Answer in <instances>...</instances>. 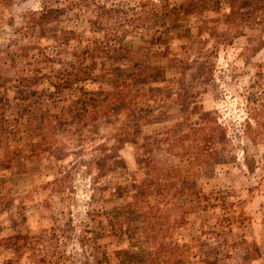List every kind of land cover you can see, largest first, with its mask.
I'll list each match as a JSON object with an SVG mask.
<instances>
[{
    "label": "rangeland",
    "instance_id": "374dc122",
    "mask_svg": "<svg viewBox=\"0 0 264 264\" xmlns=\"http://www.w3.org/2000/svg\"><path fill=\"white\" fill-rule=\"evenodd\" d=\"M120 95L132 132L220 150L158 162L179 175L156 197L170 218L158 239L125 214L148 175L125 113L98 117ZM206 111L222 150L187 127ZM0 264H264V0H0Z\"/></svg>",
    "mask_w": 264,
    "mask_h": 264
},
{
    "label": "trees",
    "instance_id": "16d2710c",
    "mask_svg": "<svg viewBox=\"0 0 264 264\" xmlns=\"http://www.w3.org/2000/svg\"><path fill=\"white\" fill-rule=\"evenodd\" d=\"M112 9V8H111ZM110 9H101L99 8L97 10V16L99 18H102L104 16H109ZM112 17V16H111ZM110 17V18H111ZM156 20V19H155ZM156 22H159V20H156ZM122 24V21H118L116 23V26L109 29V32L111 36L114 35V39L117 45L115 52L117 51L120 55H122V58H128V56L132 49L129 47H126L122 44L118 43V38L121 34L127 32V29H123L120 27ZM133 27H131L132 29ZM156 30H158V27H155ZM137 30L136 28L134 31ZM155 30H152V32L149 34L150 39H154V36L156 33ZM91 62H87V67L84 68V72L82 75H90L92 72V66L90 65ZM98 76V75H96ZM95 77V75H93ZM77 81V78L75 79V82ZM135 103V102H134ZM99 107V114L103 120H105L106 123L114 121L116 118V115L120 117V111L124 112L123 118L120 120L119 118V126L122 125L123 128L126 129L125 134L128 135V137L122 138L123 140L128 141L129 143L133 145L139 146L140 154L142 155V159H140L139 156V162L147 169L145 172L148 175H143V178L139 180V184L136 187V190L128 195V199L124 202V208H125V214L130 216L132 215V220L135 221V224H133L134 229H137L142 232L143 236L146 239V236L150 233L148 239H158L160 236H164L162 230L166 229V224L169 223L170 218L168 216L164 215L161 208L157 206L159 200L157 201L156 197L161 195L164 190V186L167 182H170L171 180H174L176 176L178 177L176 173V166L170 167V168H163L158 164L159 161L168 159L167 161H170L171 159H175L179 155V151H184L185 157L187 158V162L191 163L193 160L202 161L203 162V156L208 159L210 156L215 160V162L219 161V152L220 150H209V151H203L204 147L195 146L189 151L183 150L181 147H177L176 150H174L173 145L170 143L171 141H179L180 137L176 135H171L167 138L163 139H156L155 134H148V133H134L131 131V126H129V123L131 122L132 115L130 114L132 111H134V104L131 101H125L123 98V95H120L119 97H113V100L110 101V103L101 104ZM111 110V111H110ZM87 111L84 110V113ZM95 112L98 113V108L95 109ZM68 116L70 113L67 112L66 114ZM147 116H144L143 119L147 121ZM203 125L195 127V123L188 124L187 127L191 129V133L194 134L195 137H197V143L202 142L201 144H205V142H211L214 144H217L219 148L222 150L225 147L226 139H225V129L219 123L216 119L214 114H212L211 111H206L204 114V118L202 119ZM64 122V121H62ZM84 121L80 119H76L73 124L78 126L79 124L83 123ZM87 122V120L85 121ZM69 123V122H68ZM87 125V123L81 124L79 128L80 133H84L83 128ZM121 127V126H120ZM119 129V127H118ZM172 132L175 134L179 127H172ZM51 133V132H50ZM49 133V141H53V136ZM126 138V139H125ZM121 142V139H119ZM195 141V139H194ZM79 146H83L85 144H90L87 142V138L85 136H82L78 140ZM119 144L117 143L116 146ZM206 147V146H205ZM170 158V159H169ZM210 158V159H211ZM189 179L182 178V183H186L187 186H189L188 183H192V181H189ZM146 184H144V182ZM186 212V209H184V213ZM175 214V213H174ZM183 214V213H181ZM145 216V220L143 222H139L138 218ZM135 217V218H134ZM137 221H136V220ZM174 219V216L171 218ZM179 219L182 220L183 217L179 215ZM156 234H159V236Z\"/></svg>",
    "mask_w": 264,
    "mask_h": 264
}]
</instances>
